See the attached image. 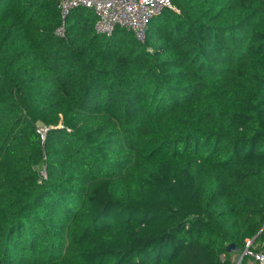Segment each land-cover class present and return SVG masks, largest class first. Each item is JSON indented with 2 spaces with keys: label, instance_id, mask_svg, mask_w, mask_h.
<instances>
[{
  "label": "trees",
  "instance_id": "obj_1",
  "mask_svg": "<svg viewBox=\"0 0 264 264\" xmlns=\"http://www.w3.org/2000/svg\"><path fill=\"white\" fill-rule=\"evenodd\" d=\"M171 3L141 42L0 0V264L264 250V0Z\"/></svg>",
  "mask_w": 264,
  "mask_h": 264
},
{
  "label": "built area",
  "instance_id": "obj_2",
  "mask_svg": "<svg viewBox=\"0 0 264 264\" xmlns=\"http://www.w3.org/2000/svg\"><path fill=\"white\" fill-rule=\"evenodd\" d=\"M62 24L56 30L58 38L66 34V20L78 8L92 10L96 17L95 31L99 35L111 36L118 29L132 33L145 42L151 21L163 10L172 9L171 0H58ZM47 128L40 129L45 138ZM253 239L246 240L244 256L248 255L258 264H264V250L253 247Z\"/></svg>",
  "mask_w": 264,
  "mask_h": 264
},
{
  "label": "water",
  "instance_id": "obj_3",
  "mask_svg": "<svg viewBox=\"0 0 264 264\" xmlns=\"http://www.w3.org/2000/svg\"><path fill=\"white\" fill-rule=\"evenodd\" d=\"M36 125H37V127L39 129H46V125L42 121H38ZM226 252L227 253L236 254L235 261H234L235 264H242L243 263V261H244V251L243 252H239V250L235 247L234 244H229L226 247Z\"/></svg>",
  "mask_w": 264,
  "mask_h": 264
},
{
  "label": "crops",
  "instance_id": "obj_4",
  "mask_svg": "<svg viewBox=\"0 0 264 264\" xmlns=\"http://www.w3.org/2000/svg\"><path fill=\"white\" fill-rule=\"evenodd\" d=\"M235 257H236V254L232 253L231 258H232L233 261H235ZM253 260H254V259H253ZM254 262H255V261H254ZM255 263H256V262H255ZM247 264H254V263L252 262V258H251V259H248ZM256 264H257V263H256Z\"/></svg>",
  "mask_w": 264,
  "mask_h": 264
},
{
  "label": "rangeland",
  "instance_id": "obj_5",
  "mask_svg": "<svg viewBox=\"0 0 264 264\" xmlns=\"http://www.w3.org/2000/svg\"><path fill=\"white\" fill-rule=\"evenodd\" d=\"M245 258L251 259V257H250V256H248V255H245V256H244V259H245ZM252 262H253L254 264H256V263H257V262L255 263L253 259H252ZM257 264H258V263H257Z\"/></svg>",
  "mask_w": 264,
  "mask_h": 264
},
{
  "label": "clouds",
  "instance_id": "obj_6",
  "mask_svg": "<svg viewBox=\"0 0 264 264\" xmlns=\"http://www.w3.org/2000/svg\"><path fill=\"white\" fill-rule=\"evenodd\" d=\"M243 252V251H242Z\"/></svg>",
  "mask_w": 264,
  "mask_h": 264
}]
</instances>
